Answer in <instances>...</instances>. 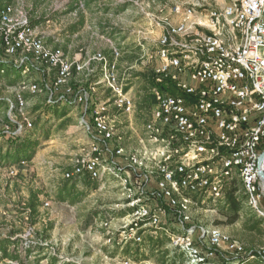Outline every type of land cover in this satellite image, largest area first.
I'll use <instances>...</instances> for the list:
<instances>
[{"label": "rangeland", "instance_id": "1", "mask_svg": "<svg viewBox=\"0 0 264 264\" xmlns=\"http://www.w3.org/2000/svg\"><path fill=\"white\" fill-rule=\"evenodd\" d=\"M74 1L14 0V4L11 6H15L19 10L23 9L24 12L28 13L27 19L34 18V16L39 18L42 14H46V17L53 15L59 18L58 22L54 20L38 26L37 30L41 34L36 32V28L30 27L35 30L37 35L50 37L51 41L48 42V45L50 46V42H52L53 47H55L54 44L58 35L57 30L59 31L62 27L61 17L66 16L69 21H72L70 15L73 13L74 18H78L80 14L83 18L85 17V25L80 30V34H77V30L73 33V30L77 28L66 30L68 31L67 34L71 36L70 38H73L75 34L77 35L75 38L76 46L65 50L69 58H73L75 54L81 52L84 54L90 52L96 55L102 53L109 58V55L113 57L114 49H118L121 55L119 63L120 61L124 62L123 59H125V62H131L132 60L133 66L131 69L123 64H120L119 69L120 82L124 85V91L131 93H129L130 97L134 98L135 103L132 112L119 111L116 113L120 115L117 119V125L119 130L122 131L125 126L129 125L131 117L138 118L143 126L151 117L150 122L145 126V130L155 118L156 102H154L155 98L152 94L154 70L157 64L154 58L159 51L160 39L166 34L167 23L180 22L181 17L172 14L173 9L176 7H182V9L190 7L198 13L209 15L212 11L224 9L231 0H95L96 2L92 4L89 10L84 6V1L80 0L79 10L70 13ZM1 2L2 0H0V5ZM34 9H36V12L35 15H32ZM65 21L68 22L66 19ZM42 33H45L46 36ZM152 57L154 58L152 59ZM7 59L8 57L0 45V64L2 65ZM33 64L36 66L35 63ZM101 72L102 66L100 64L94 66V73L91 76H88L85 72L84 76L87 80L89 92L92 93L90 87L99 80L98 76H101ZM1 84L2 82H0V96L2 98L6 93L7 97L12 94L15 95V87L6 88ZM103 86L105 85L100 84L97 87L95 85V93L106 91L102 95L99 94L98 98L100 97L102 100H99L98 106L105 105L106 113H108L111 106L115 108L113 106L114 99L109 89ZM47 98L44 99L43 103H39L40 101L33 97L26 108L25 117L33 124L32 129H34V122H40L38 126L40 132L37 137H33L32 131L27 132L26 136L10 134L11 137L17 139L18 137L23 140L40 139L42 146L40 148V158L35 163L31 162L35 157L31 161L19 159L18 163L0 170V241L16 232L14 238H18L19 241L22 240V244L26 247V249H22L25 253L21 251L23 259H25V263L22 264H36L38 261L37 264H154L151 262H135L133 259L123 256L120 251L117 253L118 248L120 249L126 245L121 241V233L124 230L128 231L126 227L130 225V217L128 216V219L125 220L126 216L121 218L115 214L122 211V209H129L126 203H129L130 199L122 196L124 198L122 200L120 193L115 192L116 189L99 190L100 182L98 183V181H102L105 176L119 182L122 189L121 181L111 172L102 174V177L97 180L90 181L89 190L85 191L86 195L79 207L73 208L71 205H61V202L55 200L57 187L59 186L60 189L62 179L65 180L62 169L67 165L75 164L77 160L90 157L93 143L85 128V122L81 120L80 116L77 115L78 121H80V129L67 127L68 129L61 130L62 123H58L56 120L52 121V117L48 119L49 110L51 109V115H53L54 111L52 109L57 107L60 102L48 105ZM3 99L13 102L10 98L4 97ZM8 109V105H0V122L2 121L3 124H6L9 120L7 119ZM91 109L93 110L92 106ZM38 110H41V112L36 113ZM117 115H114V117ZM70 118L74 119H72V122H76L77 117L72 116ZM70 118L67 121L71 120ZM15 121L17 120L15 119ZM9 125L11 126L12 123ZM4 126H0V128H4ZM48 130H50V137L46 140L47 135L42 138L41 132H48ZM4 135L8 136L1 130V138ZM7 138L3 139L7 140ZM102 145L100 144L99 147L103 148ZM106 185L108 187V184ZM80 188L82 190V186ZM38 190L43 192L41 200H43L45 206L40 211L37 225L32 226L28 223V214L21 215L20 213L19 215L18 211L23 210L30 192ZM77 191L79 192V189ZM208 202H199L198 206L193 209L192 225L197 228H221L226 234L235 240L237 239L248 248L264 247V220L259 226L262 233L250 234L246 232L242 228L244 219L233 227H218L215 225L217 213L208 207ZM46 204H49V206L47 207ZM247 206L249 207L248 201ZM259 218L261 217L259 216ZM95 220L98 222L99 220L107 221L99 224ZM50 226L51 231L48 233V241L43 243L36 235L38 234L42 238L44 230ZM101 229L106 230L107 235L100 238L98 233H102ZM109 239L110 242H108ZM36 245H39V248L32 249L31 256L28 257L26 255L27 248L31 246L34 248ZM100 245H104V250ZM118 254L120 256L115 259ZM0 264L21 263L10 259L3 260L0 252ZM177 264H182V262L178 261Z\"/></svg>", "mask_w": 264, "mask_h": 264}, {"label": "bare ground", "instance_id": "2", "mask_svg": "<svg viewBox=\"0 0 264 264\" xmlns=\"http://www.w3.org/2000/svg\"><path fill=\"white\" fill-rule=\"evenodd\" d=\"M174 9L180 11L181 14H188V7L186 9H182V7ZM217 13L218 21L214 22V29H218V34H213L212 43H207V38L201 36L199 32L178 31L177 23H167L166 34L159 41V51L156 57H152V59L154 58L157 64L154 74L157 73V68L161 64L169 63L179 65L177 67L178 75L186 74V58L189 59L190 69H196V74L204 73V70H209L210 75L219 74L220 106H215V112L221 115V137L214 138V146L204 147V154L211 155V157H207L205 160L194 161L192 155L200 154L201 146L186 145V151L179 152V160L184 161L188 167L200 170L213 169V167H217V163L222 165L223 187L221 195L223 197L225 186L231 180V162L229 160L230 129L228 127L229 96L227 95L228 63L226 61L227 30L225 28V8L217 11ZM5 36L13 38V48L12 45L5 43ZM0 45L8 57L3 64L11 65L15 69L24 67L25 70L23 72L26 75L32 73L33 70H44V68L36 67L33 63L38 66L41 65L50 71H57L53 85L43 82L24 81L14 88L16 93L13 102L4 99L9 107L7 119L12 123L11 126H17L12 133L10 130V134L26 136L25 134L32 130L33 124L25 117L28 102L25 101L24 94H48V105L68 101L67 98L50 97L51 87L55 96L66 95L67 93L68 98H70L74 94L73 99H75L79 92H75L69 86V82L73 77L74 63L67 57L64 51L52 48L49 45L47 46L45 38L37 35L35 30L30 28L27 13L23 9L19 10L15 8V6H10L0 11ZM206 55H209V57ZM120 56L118 49H114V61L110 62L102 54H98L94 60L101 62L103 67L101 76L95 85L104 84L112 94V98L114 99L113 106L126 113H130L133 111L135 103L134 98H131L124 91V85L120 82ZM11 62L16 63L12 64ZM153 81H155V84L152 95L156 99V115L153 122L150 123L145 131L149 143L158 145L157 147L160 148V151L152 153L151 157L144 154L143 161L148 160L154 166L150 173H146L142 177L147 178L149 181L150 177L156 180L157 187L154 189L157 194L147 192L149 189H145L143 183L139 188H137L136 184H131L129 179L123 175V169L119 165H116L114 160L110 161L106 159V154H111L112 152L108 144L120 139L121 136L118 132L117 123L107 116L105 105L96 106L92 111V125L83 119L87 133L90 135L93 143L91 156L77 160L74 164V170L64 173L63 178L69 180L86 173L88 179L97 180L102 177V174L111 172L121 181L122 188L125 190L124 196L129 198L130 201H134L132 203L129 201L130 204H127L128 208L133 209V211L129 216L130 225L126 227L128 231L124 230L121 233V241L124 244L132 241L139 243L142 241L144 235L148 233L153 234L164 231L172 239L171 246L179 249L184 254L188 264H234L231 236L226 234L221 228H197L192 225V211L198 204L187 194L198 198L204 196L205 200H218L222 198L220 193H210V188H203L202 195V193H197L196 185H188V188H185V192H182L176 180L194 178L195 170L170 168L169 174L164 173L161 165L156 163L159 154H164L165 160L172 159L175 147L172 146L173 137L170 136L169 132H175L174 127H179V120H173V116H171V108L164 109L165 116H162L161 106H166L168 100L173 98L191 104H198V107L203 106V109H210V99L203 95H198L200 94V86L190 89V84L187 81L172 76V72L170 71L159 72L158 75H154ZM167 81L175 83L178 91L185 93L189 98L164 93L160 89V86L165 85ZM63 88L66 89L65 92L59 95L58 93ZM90 90L93 92V88H90ZM83 91V94H79L80 101L75 102L80 105L85 103L88 107L90 105V93L86 89H83ZM3 125H5L4 128H10L9 124H3L1 121L0 126ZM3 132L7 134V131L3 130ZM182 142L183 135H176L175 143ZM100 144H103V148L99 147ZM123 153V149L117 150V156L123 155ZM128 161V164H130L129 168L134 173L137 172L136 166L139 165L140 167L143 164V161H140L136 157L129 158ZM143 165L145 166V164ZM202 179L203 181H211L209 172H202ZM158 194L165 197L169 204H164L162 197ZM205 195H208V197ZM153 203L154 205L151 207ZM46 206L48 207L49 204H46ZM136 212L139 214L138 219ZM143 224H150V227H143ZM134 231H136V235H134ZM196 235L198 236L196 237ZM110 241L109 239L108 242ZM210 251L213 252L211 253V257Z\"/></svg>", "mask_w": 264, "mask_h": 264}, {"label": "built area", "instance_id": "3", "mask_svg": "<svg viewBox=\"0 0 264 264\" xmlns=\"http://www.w3.org/2000/svg\"><path fill=\"white\" fill-rule=\"evenodd\" d=\"M225 13L230 178L231 181L235 176L241 179L249 207L264 220V181L259 176L260 170L264 173V159L260 161L264 153V0H231L225 7ZM172 14L181 17L180 22H176L178 31L199 32L201 36L207 38V43H212L213 34H218V29H214V22L218 21L217 11L203 15L188 7V14H181L177 9H173ZM5 43L12 45L13 48L11 36H5ZM206 56L209 57V55ZM186 63V74L178 75L179 65L169 63L161 64L154 75L170 71L172 76L187 81L190 89L200 86L198 95L210 99V109H203V106L198 107V104L173 98L168 100L166 106H161L162 116H165L164 109L171 108V116L173 120H179V127H174L175 132H169L173 137L172 146L175 147L172 159L165 160L160 157L156 163L161 165L164 173L169 174L170 168L195 170L194 178L176 180L182 192H185L188 185H196L199 194L203 195V188H210V193L219 192L221 195L222 165L217 163V167L213 169L200 170L188 167L184 161L179 160V152L186 151V145L201 146V153L192 155L194 161L211 157V155L204 154V147L214 146V138L221 137V115L215 112V106H220L219 74L210 75L209 70L196 74V69H190L188 58H186ZM83 93L84 91L77 93L74 100L80 101L79 94ZM50 97L68 99L67 93L55 96L51 87ZM15 128H17L16 125L2 128V130L7 131V135L11 136L10 130H15ZM176 135H183L182 143H175ZM202 172H209L211 181H203ZM135 178H142L144 188L149 189L150 193L157 194L152 188V182L147 178L139 174H135L133 180ZM158 195L162 197L161 194ZM205 196L208 197V195ZM162 200L164 204H169L165 197H162ZM132 202L134 201H130ZM136 214L138 219V212ZM143 227H150V224H143ZM198 232L200 235L199 229ZM232 244L234 264H264V247L247 250L244 244L233 238ZM211 253L213 252L210 251V257Z\"/></svg>", "mask_w": 264, "mask_h": 264}, {"label": "trees", "instance_id": "4", "mask_svg": "<svg viewBox=\"0 0 264 264\" xmlns=\"http://www.w3.org/2000/svg\"><path fill=\"white\" fill-rule=\"evenodd\" d=\"M5 1V2H4ZM74 1V0H73ZM84 6L86 9H90L92 4L96 2L95 0H83ZM5 4H4V3ZM2 6L0 8V11L4 10L7 7H10L12 4H14V0H2L1 2ZM5 5V6H4ZM81 6V1L76 0L73 2V6L70 9V13L77 12ZM106 11V9H104ZM36 9L32 10V15H35ZM28 15V13H27ZM53 15H49L46 17V14H42L39 19L35 18H28L30 19V27L36 28L44 23H46L48 18H52ZM79 17L83 18L80 14ZM109 60H112L109 55ZM4 66V67H3ZM25 70L24 67L22 68H13L11 65L8 64H0V82H8L9 86L13 87L17 85V81L19 78H21V74H23V71ZM4 71V72H3ZM13 73H17L18 76L14 79V77L10 78V75ZM99 77V76H98ZM92 81V79H91ZM155 81H153V85ZM158 85V84H156ZM86 86L85 88H87ZM160 89L165 93H170L174 96L179 97H186L189 98L185 93H181L176 88V84L172 81H167L165 85L160 86ZM75 92H77V89H74ZM1 92V91H0ZM76 94V93H75ZM153 96V95H152ZM71 98H74V94L70 96ZM154 98V96H153ZM154 102H156V99H154ZM7 106V102H5L4 99L0 96V105ZM91 108L89 107L86 111V114H89L91 112ZM56 117H59V114H55ZM72 120H68L67 122H64L61 125V130L67 129L69 125H71ZM92 125V122H89ZM6 124H10L9 120L6 122ZM40 125L39 121L34 122V129L30 130L34 133H39L38 126ZM2 130V127L0 128V132ZM50 130L48 132H41V137L45 138L46 140L50 137ZM2 136V135H1ZM0 136V170L3 168L18 163V160L25 159L27 161H31L35 155L39 152L42 141L40 139L32 140L26 139L23 140L20 137L14 138L11 136L4 135L2 138ZM9 137V138H7ZM7 138V140H4ZM264 150V149H263ZM26 162V161H22ZM75 168V166H74ZM72 169V171L74 170ZM71 170V169H70ZM70 171V172H72ZM87 174L83 173L82 175L73 177L69 180H63L61 181V187L60 189L55 193V200L62 202V203H71V204H77L82 202L85 197L84 193H80L77 191L78 186V179L82 178L85 179ZM43 195V192L36 191V192H30L28 199L26 200L25 206L23 207V210L18 211V214L21 215L24 213L28 214L29 220L28 223L32 226L37 225V221L39 219L40 215V209L43 205V201L41 200V196ZM223 197L218 200H210L208 202V207L212 210H216L218 212V215L220 216L219 220L215 221L216 226H234L236 223L244 219L243 226L244 230L246 232L252 233H260V223L263 222L261 218L247 206L248 197L247 194H245L242 182L240 178L235 177L234 180H230L223 191ZM133 211V209H122V211H119V213L115 214L118 217H124L128 213ZM252 212V214H251ZM255 213V214H254ZM18 216V215H17ZM258 219H257V218ZM51 231V226L44 230V235L42 238L37 234L38 239L45 243L48 241V233ZM160 235L155 237H149L144 236L142 242L135 243L134 241L127 243L123 246L122 249V255L126 258L133 259L135 262H144V261H151L155 262L157 264H177L178 261L182 262V264H188L186 261V258L182 252H180L179 249L175 248L173 250L166 249L167 245L172 243L171 237H167L166 235H162L161 233H164L163 231L159 232ZM262 233V232H261ZM16 236V232H13L10 234V236H6L3 240L0 241V252L2 253V259H10L12 261H17L19 263H25V259H23V255L21 254V251L24 252L22 249H26V247L22 244V240L19 241L18 238H14ZM40 243V242H39ZM174 248L173 246H171ZM39 245H36L34 248L29 247L27 248L26 255L29 257L31 256L32 249H38ZM247 250H253V248L246 247ZM119 249V248H118ZM119 250H117L118 253ZM25 253V252H24ZM115 255V254H113ZM26 256V257H27ZM39 262V261H38ZM37 262V263H38ZM36 263V264H37Z\"/></svg>", "mask_w": 264, "mask_h": 264}, {"label": "crops", "instance_id": "5", "mask_svg": "<svg viewBox=\"0 0 264 264\" xmlns=\"http://www.w3.org/2000/svg\"><path fill=\"white\" fill-rule=\"evenodd\" d=\"M73 14L70 15V16H72V21H69L68 18H66V16L61 17L62 18V21H61L62 27H60L61 29L59 31L57 30V32H58L57 34L58 35L56 37V43L54 44L55 47H53L52 46L53 45L52 42H50L51 43L50 47H53L55 49H60V50L64 51L65 54H66L65 50H67L68 48H72V47L76 46L75 45V38L77 36L75 34L73 36V38H70L71 36H69L67 34L68 31H66V30L68 28H77V29L73 30V33H75V31L77 30V34H80V30L85 25V23H84L85 17L83 19L81 17L80 18L79 17L78 18H74ZM37 19H39V18H37ZM58 19L59 18H57L56 16H53L52 18H48L46 22H50V21H54V20H56V22H58ZM65 19L68 21L67 23H66ZM42 25H45V23L42 24ZM37 28H39V27H36V32L38 34H41L39 32V30H37ZM42 35L46 36L45 33H42ZM44 38H45L46 45L48 46V42L51 41V38L50 37H47V38L44 37ZM98 54H102V53H98ZM102 55L105 58H107L108 61H110V62L114 61V57L111 56L112 60H109L108 57L105 54H102ZM97 56L98 55H96L94 53H90V52L86 53V54H84L82 52L78 53V54H75V56L73 58H69L67 56L70 60L72 59L71 61L74 63L73 77H72V79L69 82V86H71L73 89H77L78 90L77 92L83 91V89H85V87L87 86V80H85V76H84L85 72L87 73L88 76H91L94 73V66L95 65L100 64V66H102L101 62H99V61L97 62V61L94 60ZM123 60H124V62L120 61L119 66H120V64H123V65L128 66L129 69H131V67L133 66L132 65V60H131V62H125V59H123ZM36 66H38V65H36ZM38 67H40L41 69L44 68V70H42V71L33 70L32 73H30L28 75L21 74V78L18 76L17 73L16 74L13 73L12 75H10V78L14 77V79H15L18 76L17 78H19V79L17 81V85L20 84L21 82H24V81L25 82L26 81L27 82L35 81L37 83H42L43 82V83H46V84L53 85V82H54V80L56 79V76H57V71L56 70L50 71V70H48L47 68H45V67H43L41 65H39ZM95 84L90 87L91 89L93 88V92L92 93L88 91L89 88L88 89L86 88V90L90 93V99L89 100H90V104L91 105H89V107L91 108V106H92L93 110L95 109L96 106L99 105V100H102L100 97L98 98L99 94L102 95V94L106 93V91H103V93H95L96 92ZM1 85L5 86L6 88L11 87V86H9L8 82H2ZM16 86H13V87H16ZM103 87H105V86H103ZM100 89H101V87H100ZM65 90L66 89H64V88L61 89L60 90V94H63L65 92ZM129 93H127V94H129ZM4 97L5 98H10L13 101L15 100V95L14 94H12L10 97H7V93H6V94L3 95V98ZM31 97L32 98L35 97V98L38 99V101H40L39 103H43L44 99H46L48 96H47V94L31 95L30 93H25L24 94V98H25V101L28 102V105L31 103V101H30L32 99ZM68 101L69 102H65V103H61L60 102V104H57L58 105L57 107L52 109V111H54L53 112L54 114L58 113L59 117L61 116L62 118H58V117H56V115L53 116L54 114L51 115L52 112L50 111L51 110L50 109L49 110L50 113H48V116H47L48 119H50L52 117L53 118L52 121L56 120L58 123H62L63 124L70 117H72V116L77 117L76 118V122H72L71 125L68 126V128H72V129L73 128L80 129L79 128L80 127L79 126L80 121H78V116L81 117V120L85 119V121L88 122V123L91 122V121L93 122V116H92V111L93 110L89 114H86V111H87L88 107L86 106L85 103L80 105L79 103L75 102V100L73 98H71V97L68 98ZM100 102H102V101H100ZM119 111H123V110H120V109H117V108H113L111 106L110 107V111L108 113H106V114H107V116H109L112 120H114L117 123V119L119 118L120 115H117L116 113L119 112ZM39 112H41V110H38L36 113H39ZM114 115H117V116L114 117ZM131 116H132V114H131ZM67 117H69V118H67ZM70 119L72 120L73 118H70ZM150 120H151V117H150ZM150 120L146 123V125L150 122ZM142 124L143 123H141L138 118L131 117V119L129 120V125L125 126L122 129V131L119 130L118 125H117L118 132H119V135L121 137H120V139H117L114 142L110 143L109 149H111L112 152H111V154H106V159L110 160V161L114 160L116 165H119L123 169V175L129 179L131 184H134V185L136 184L138 186V187L136 186L137 188H139L142 185L143 181H142V178H135V180H133L134 175L135 174H139L140 176H143L146 173H150L151 170L153 169V166H154V164L152 162L148 161V160L143 161L144 154L149 155L151 157L152 153H156V152L160 151V148L157 147L158 145L156 146V145H153V144L149 143V141L147 139L146 131H145V126L146 125L143 126ZM38 134L39 133H37V134L34 133L33 137H37ZM119 149H123L124 153H123V155H118L117 156V150H119ZM40 154H41V151L39 150V152L35 155V158L31 162L35 163L37 160H39ZM132 157L138 158L140 161H143V164H145V166L143 164L140 167H139V165L136 166V168H135V169H137L136 173H134V171L129 168L130 164H128V162H129L128 159L132 158ZM160 157L164 158V154H159L158 155V159ZM73 168H74V164L71 165V166L67 165V167H64V169H62V170H63L64 173H68V172L72 171ZM62 181H63V179H62ZM90 181L91 180H89L88 178H85V179L79 178L78 179L77 189H79L80 193H84L86 195L85 191L89 190L88 189V185H90ZM150 181H152L153 188L157 187L156 180H154L152 177H150ZM99 182H100V188H99L100 191H102L103 189H106V191L107 190H111V189H114V190L116 189L115 192L117 194L120 193V198L122 200L124 199L123 197H125L124 196V191L125 190L123 188L121 189L119 182L111 179L109 176H105L102 179V181H98V183ZM86 183H87V185H86ZM106 184H108V187H107ZM81 186H82V190L80 188ZM83 189H85V190H83ZM58 190H59V186L57 187L56 192ZM122 191H123V193H122ZM187 195L192 197L193 201L195 203H197V204H199V202L206 203L207 201L214 200V199L205 200L204 196H202L201 198H198L196 196L194 197V196H191L189 194H187ZM82 202H80V203H82ZM80 203H77V204L62 203L61 205H67V206L71 205L73 208H75V207H79ZM152 205H154V203L151 204V207H152ZM44 206H45V204L42 205L41 209H43ZM41 209H40V211H41ZM214 211L217 213V220H219L220 216L218 215V212L216 210H214ZM130 213H128L126 215L125 220L128 219V216L131 215ZM95 219H97V218H95ZM95 221H96V223L98 222L97 220H95ZM106 221L105 220H102V221L99 220L98 223L99 224H103ZM170 222H171V220H170ZM230 227H233V226H230ZM101 231H102V233H98V234H100V238L107 235V231L106 230L101 229ZM159 232L153 233V234L152 233H148L145 236L157 238L160 235ZM161 234L162 235H166L165 232L161 233ZM117 245H119V243H117ZM101 248L104 250V245L101 246ZM122 249H123V247L118 249V250L120 252H122ZM166 249L173 250V248L170 246V244L167 245ZM119 256H120V254L116 255V258L115 257H113V258L117 259ZM144 262H151V261H144ZM151 263H153V262H151ZM154 264H157V263L154 262Z\"/></svg>", "mask_w": 264, "mask_h": 264}, {"label": "water", "instance_id": "6", "mask_svg": "<svg viewBox=\"0 0 264 264\" xmlns=\"http://www.w3.org/2000/svg\"><path fill=\"white\" fill-rule=\"evenodd\" d=\"M263 159H264V153L262 154L260 161L263 160ZM259 176H260V177L263 179V181H264V173L262 172V170H260V172H259Z\"/></svg>", "mask_w": 264, "mask_h": 264}]
</instances>
